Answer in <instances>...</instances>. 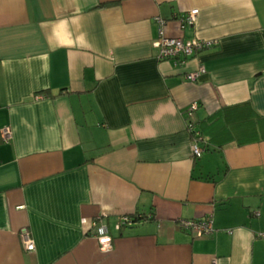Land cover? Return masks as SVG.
<instances>
[{
	"label": "crops",
	"instance_id": "0c3cea01",
	"mask_svg": "<svg viewBox=\"0 0 264 264\" xmlns=\"http://www.w3.org/2000/svg\"><path fill=\"white\" fill-rule=\"evenodd\" d=\"M156 17L215 43L159 59ZM260 233L264 0H0V264H264Z\"/></svg>",
	"mask_w": 264,
	"mask_h": 264
},
{
	"label": "built area",
	"instance_id": "2783aa9c",
	"mask_svg": "<svg viewBox=\"0 0 264 264\" xmlns=\"http://www.w3.org/2000/svg\"><path fill=\"white\" fill-rule=\"evenodd\" d=\"M197 9L191 10L189 13L182 17L181 22L191 24L195 18ZM156 22L158 24V35L154 40V45L158 48L159 59L173 60L175 63H183L186 58L193 56L198 50L205 47L214 45V40L204 41V40H184L180 37H171L165 34L164 31V20L156 17ZM205 72V68L199 65L195 70L188 72L185 78L188 81H196L200 75ZM196 104H192L190 109H194ZM188 131L191 132L192 142L191 151L195 157H200L202 154V147L200 146V141L198 140V133L193 129L192 125L188 123ZM2 136L5 141L11 139V131L8 128L2 129ZM129 218L124 217V222ZM94 231L93 236L96 238L99 246L102 249L110 247L111 236L108 232L107 226L97 221H93ZM179 226L183 229H189L194 231L198 236L210 234L214 228L212 225L211 216H206L200 219H188L180 220ZM230 232V231H229ZM260 237L264 239V233H260ZM22 247L25 251H32L34 249L33 240L26 234V231H22Z\"/></svg>",
	"mask_w": 264,
	"mask_h": 264
},
{
	"label": "trees",
	"instance_id": "16d2710c",
	"mask_svg": "<svg viewBox=\"0 0 264 264\" xmlns=\"http://www.w3.org/2000/svg\"><path fill=\"white\" fill-rule=\"evenodd\" d=\"M139 218H142V216H141V217L137 216V217L134 218V219H135V220H138ZM131 220H133V219H131Z\"/></svg>",
	"mask_w": 264,
	"mask_h": 264
}]
</instances>
